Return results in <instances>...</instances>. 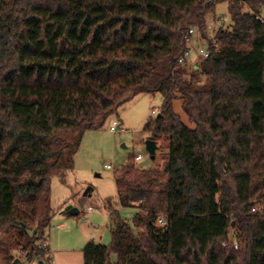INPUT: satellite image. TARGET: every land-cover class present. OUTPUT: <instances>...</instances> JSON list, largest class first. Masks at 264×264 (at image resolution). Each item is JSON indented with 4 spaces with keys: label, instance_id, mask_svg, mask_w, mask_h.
<instances>
[{
    "label": "trees",
    "instance_id": "1",
    "mask_svg": "<svg viewBox=\"0 0 264 264\" xmlns=\"http://www.w3.org/2000/svg\"><path fill=\"white\" fill-rule=\"evenodd\" d=\"M223 1L232 24L217 31L219 49L211 42L198 67L179 65L188 30L207 36ZM263 9L264 0H0V227L24 250L9 264L46 257L36 242L51 224L52 180L74 169L84 132L157 92L161 110L144 129L167 143L166 162L115 172L132 222L111 207V243L89 241L84 264H264L253 201L264 198Z\"/></svg>",
    "mask_w": 264,
    "mask_h": 264
},
{
    "label": "rangeland",
    "instance_id": "2",
    "mask_svg": "<svg viewBox=\"0 0 264 264\" xmlns=\"http://www.w3.org/2000/svg\"><path fill=\"white\" fill-rule=\"evenodd\" d=\"M245 10H249L248 6H245ZM262 17L264 18V9ZM207 23L214 31L227 28L232 24L226 1L218 3L215 10L207 15ZM202 43L206 44L205 40ZM196 45L197 41H194V59L192 60L199 64L200 58L195 51ZM163 100V94L157 92L141 93L126 102L107 119L102 127L84 132L79 148L73 156L74 169L67 171L66 181L63 182L57 175L53 177L51 201L53 218L50 224L49 241L58 261L84 264L83 248L89 240L101 241L104 244L111 243V223L105 201L112 208L118 209L124 219L132 222L135 210L120 205L115 172L130 161L139 169H155L164 166L168 152L167 143L163 139L157 140L159 147L156 157L152 158L146 145L150 134L144 129L154 116L153 110L160 112ZM175 111L181 114L187 123L189 122L182 109V100L175 101ZM114 119H123L116 132L111 130ZM139 153L143 155L142 159L136 158ZM80 184L85 188L89 185L93 186L92 195L84 197L79 192ZM65 201L69 202L67 205H77L80 214H62L64 207L67 206L63 205ZM253 201L257 211L264 213V198L255 197ZM90 205H93L95 209L89 210ZM101 232L104 233L102 238ZM13 234H15L14 231L6 232L0 227V264H9L16 258L23 259L22 248L13 247ZM228 242L235 248L240 246L232 227L228 234ZM58 248L60 250H56ZM29 262L25 261L22 264H29Z\"/></svg>",
    "mask_w": 264,
    "mask_h": 264
},
{
    "label": "built area",
    "instance_id": "3",
    "mask_svg": "<svg viewBox=\"0 0 264 264\" xmlns=\"http://www.w3.org/2000/svg\"><path fill=\"white\" fill-rule=\"evenodd\" d=\"M218 31V30H217ZM217 31H214L213 29H211V25H208L207 29H206V33L207 36L204 35V32L201 30V28L199 26H193L188 30V37H187V42H188V49L185 51V53L179 58V65L181 66H191V65H195L196 67H198V65H196V62H194L192 59H194L193 57V53H194V46L193 43L194 41H197V45H196V53H197V57H208L211 54V49H210V45L212 42V46L215 47L216 49H219V42L217 39ZM205 40V43H202V41ZM154 116H156L158 114L157 110H153ZM121 124V119H114L112 121L111 124V130L113 132H116L118 130V127ZM143 157V155L141 153H139L136 158L137 159H141ZM89 210H94V206L90 205L88 206ZM254 210L256 211L257 209L254 208ZM111 212V209H110ZM160 222L162 224H166V220L164 218L160 219ZM36 244L41 247V248H47L48 249V242L46 240V238H42L37 240ZM22 251L24 252V250L22 249ZM42 257V256H41ZM43 261H45V258L42 257L41 258Z\"/></svg>",
    "mask_w": 264,
    "mask_h": 264
},
{
    "label": "crops",
    "instance_id": "4",
    "mask_svg": "<svg viewBox=\"0 0 264 264\" xmlns=\"http://www.w3.org/2000/svg\"><path fill=\"white\" fill-rule=\"evenodd\" d=\"M139 95V94H138ZM137 96V95H136ZM121 121L123 122V119H121ZM142 159V158H141ZM57 176H59V178L63 181V182H65L66 181V177H67V173H66V175L64 176V177H61L60 175H57ZM80 191L79 192H81L82 193V195H83V191H84V189H85V186H82L81 184H80ZM94 192V189H93V191H92V193ZM92 195V194H91ZM69 202L68 201H65L64 202V206H66L67 204H68ZM105 205L107 206V208L109 209L108 210V212H109V221H110V208H111V206H109V204H108V202L107 201H105ZM75 206H77V205H75ZM93 206V205H92ZM78 207V206H77ZM123 207V206H122ZM65 208V207H64ZM62 214H65V215H72V214H66V213H64L63 211L61 212ZM78 214H80V211H79V213ZM77 215V214H76ZM52 218H53V216H52ZM51 226V225H50ZM50 226L48 227V228H46V230H45V238H46V240H47V242H48V252L46 253V257L48 256V257H50L52 260H53V262H52V264H71V263H69V262H67L66 263V261H58L57 259H56V254H55V251L53 250V248L51 247V244H50V241H49V236H50V234H49V231H50ZM104 236V233L103 232H101V234H100V237L102 238ZM101 240V239H100ZM89 241H94V240H89ZM88 241V242H89ZM87 242V243H88ZM94 242H96V243H102L101 241H94ZM86 243V244H87ZM84 249V248H83ZM56 250H60V248H58V249H56ZM67 251H69V250H67ZM70 252V251H69ZM13 256L15 255V254H12ZM46 259V258H45ZM58 259H59V257H58ZM26 260H24L23 262H25ZM48 264L46 261H43L41 258L39 259V258H34L32 261H30L29 262V264Z\"/></svg>",
    "mask_w": 264,
    "mask_h": 264
},
{
    "label": "water",
    "instance_id": "5",
    "mask_svg": "<svg viewBox=\"0 0 264 264\" xmlns=\"http://www.w3.org/2000/svg\"><path fill=\"white\" fill-rule=\"evenodd\" d=\"M146 145H147V150L149 151L150 155L152 156V158H155L156 157V153H157V150H158V143L155 139H152V138H148L146 140ZM94 187L89 185L87 186L84 191H83V196L86 197V196H90L92 194V191H93ZM80 211L79 207L73 205V204H69L67 205L63 212L66 213V214H72V215H76L78 214Z\"/></svg>",
    "mask_w": 264,
    "mask_h": 264
}]
</instances>
